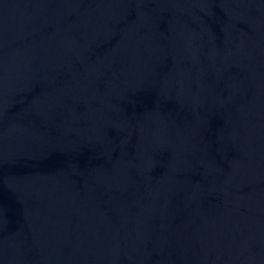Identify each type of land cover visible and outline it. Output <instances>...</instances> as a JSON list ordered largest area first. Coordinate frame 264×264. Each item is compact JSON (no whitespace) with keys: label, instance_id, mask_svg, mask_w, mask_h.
I'll return each instance as SVG.
<instances>
[{"label":"water","instance_id":"obj_1","mask_svg":"<svg viewBox=\"0 0 264 264\" xmlns=\"http://www.w3.org/2000/svg\"><path fill=\"white\" fill-rule=\"evenodd\" d=\"M0 264H264V0H0Z\"/></svg>","mask_w":264,"mask_h":264}]
</instances>
